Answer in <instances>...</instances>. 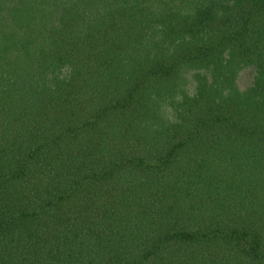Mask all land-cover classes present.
I'll return each mask as SVG.
<instances>
[{
    "label": "trees",
    "instance_id": "obj_1",
    "mask_svg": "<svg viewBox=\"0 0 264 264\" xmlns=\"http://www.w3.org/2000/svg\"><path fill=\"white\" fill-rule=\"evenodd\" d=\"M0 264H264V0H0Z\"/></svg>",
    "mask_w": 264,
    "mask_h": 264
}]
</instances>
